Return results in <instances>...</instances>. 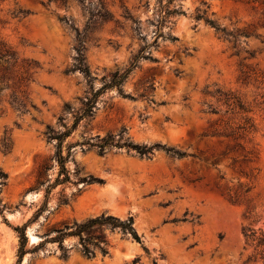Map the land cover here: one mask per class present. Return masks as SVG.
<instances>
[{"label":"rangeland","instance_id":"obj_1","mask_svg":"<svg viewBox=\"0 0 264 264\" xmlns=\"http://www.w3.org/2000/svg\"><path fill=\"white\" fill-rule=\"evenodd\" d=\"M0 48V264H264L243 236L264 234V0H0ZM127 71L63 141L62 181L47 133ZM109 136L193 157L99 155ZM101 215L140 241L92 229L90 258L78 236L54 241Z\"/></svg>","mask_w":264,"mask_h":264},{"label":"trees","instance_id":"obj_2","mask_svg":"<svg viewBox=\"0 0 264 264\" xmlns=\"http://www.w3.org/2000/svg\"><path fill=\"white\" fill-rule=\"evenodd\" d=\"M210 25L214 27L215 31L223 32L222 29L219 30L217 27H215L212 22H210ZM250 56L252 55L250 54ZM8 59H14L13 53H11L7 49L0 48V61L6 62ZM5 70L6 69H0V72H2V74L0 75V83L4 81L3 72H5ZM128 74H129V71L125 72L122 75L113 76L109 83L105 84L101 89L93 93L91 97L86 100L81 114L77 118H75V120L73 121L69 129H66L64 132L57 133V134L47 133L48 140L56 141V148H57L56 157H57V163L60 166L59 176L63 175L62 181L67 180L66 169L64 166L66 159L60 155V148H61L63 141L71 135L73 130L77 127L78 123L82 119L90 118L92 116L94 107L96 105V100L101 94V92H103L107 88H119L120 85L126 80ZM12 86H15V82L13 83ZM6 88H10V87L6 86ZM124 97H129V96H124ZM223 100L225 104H227L230 107L232 106L231 107L232 109L238 108L240 111L243 109L241 107V104L237 100V98L234 96L232 97L230 95L229 97L225 96ZM246 123L248 124V120H246ZM250 127L251 125L248 127L244 125L242 127H238V129H242L243 131H246ZM105 147L125 148L129 152L130 151L134 152L140 158H149L153 152V149L161 150L167 156L171 158L179 159V158H183L186 156L193 157V155H187L185 152H179L173 149H167L164 146H159V145H156L154 147H146V146L134 145L128 142H123V143L116 142L115 143V141L110 136L103 139L100 144L96 145L99 155L104 154ZM5 179H6V175L4 173H0V185H4ZM82 182L84 183V186L91 185L94 183H102L101 180L95 179L92 177H89L86 180H83ZM46 193L48 194L49 192H46ZM40 211L41 210H39L38 212ZM38 212H37V215L39 214ZM131 224H132L131 219L127 220L126 222H121L115 217L103 216V215L90 219L87 222L79 224V225L73 223L71 226H69V224L63 223L62 226L56 230L54 241L61 243L62 239L65 236H69V235L78 236L82 244L83 254L87 258H90L91 256H93V251L91 250L89 245H92L94 248L99 249L101 253L103 254L105 253V249L103 247L105 245V241L103 240L102 236L100 235L94 236L93 239H95V242H93L92 238L89 236L92 229H95V228L99 229L102 227H107V228H110L111 230L118 229L124 234H129L134 241L139 242L140 239L138 235L132 230ZM14 230L19 233V238L22 240V242H24L25 241L24 228H14ZM247 232L248 233H246L243 230V236L245 238V241L250 244H254L255 250H258L257 254H260L261 257H263L264 256V234L261 233L258 236H256V233L252 230H247ZM23 254L24 252L20 249L19 250L20 258L23 256Z\"/></svg>","mask_w":264,"mask_h":264},{"label":"bare ground","instance_id":"obj_3","mask_svg":"<svg viewBox=\"0 0 264 264\" xmlns=\"http://www.w3.org/2000/svg\"><path fill=\"white\" fill-rule=\"evenodd\" d=\"M115 184L111 183V184H109V187L112 188V189H116V185ZM29 236H30L29 237L30 242H33L35 240L34 237L32 235H29Z\"/></svg>","mask_w":264,"mask_h":264}]
</instances>
